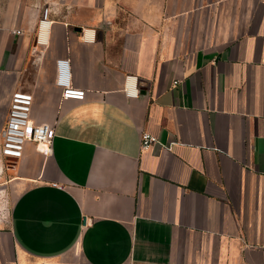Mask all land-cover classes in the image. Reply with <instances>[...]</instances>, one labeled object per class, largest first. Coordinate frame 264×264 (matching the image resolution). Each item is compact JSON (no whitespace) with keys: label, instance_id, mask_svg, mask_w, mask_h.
<instances>
[{"label":"crops","instance_id":"obj_1","mask_svg":"<svg viewBox=\"0 0 264 264\" xmlns=\"http://www.w3.org/2000/svg\"><path fill=\"white\" fill-rule=\"evenodd\" d=\"M59 1L0 0L1 102L54 125L0 264H264V0Z\"/></svg>","mask_w":264,"mask_h":264},{"label":"built area","instance_id":"obj_2","mask_svg":"<svg viewBox=\"0 0 264 264\" xmlns=\"http://www.w3.org/2000/svg\"><path fill=\"white\" fill-rule=\"evenodd\" d=\"M48 8L42 10L40 24L47 21ZM55 85L60 89L62 99L84 98V90L75 87L71 82L68 59L56 60ZM127 93L131 91L127 89ZM33 95L25 89H16L11 93L7 113L1 131L0 155L7 159L17 160L22 157L26 143H32L35 150L46 156L51 152L54 125L36 123L31 118ZM155 139L147 132L140 134L141 148L149 147Z\"/></svg>","mask_w":264,"mask_h":264},{"label":"rangeland","instance_id":"obj_3","mask_svg":"<svg viewBox=\"0 0 264 264\" xmlns=\"http://www.w3.org/2000/svg\"><path fill=\"white\" fill-rule=\"evenodd\" d=\"M58 4L60 1L55 0ZM4 86L0 84V143L1 131L7 113V103H2ZM14 162L1 157L0 155V255L10 262L14 251L10 233L11 208L20 190L14 178L12 167Z\"/></svg>","mask_w":264,"mask_h":264},{"label":"water","instance_id":"obj_4","mask_svg":"<svg viewBox=\"0 0 264 264\" xmlns=\"http://www.w3.org/2000/svg\"><path fill=\"white\" fill-rule=\"evenodd\" d=\"M74 30H76V31H81V27L75 26V27H74ZM7 159H8L9 161L15 162L14 159H11V158H7Z\"/></svg>","mask_w":264,"mask_h":264},{"label":"bare ground","instance_id":"obj_5","mask_svg":"<svg viewBox=\"0 0 264 264\" xmlns=\"http://www.w3.org/2000/svg\"><path fill=\"white\" fill-rule=\"evenodd\" d=\"M42 25H43V29L45 30V25H46V24H42Z\"/></svg>","mask_w":264,"mask_h":264}]
</instances>
